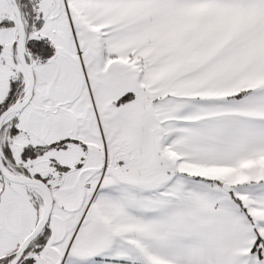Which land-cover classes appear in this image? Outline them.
<instances>
[{"label":"snow or ice","instance_id":"6c2138e0","mask_svg":"<svg viewBox=\"0 0 264 264\" xmlns=\"http://www.w3.org/2000/svg\"><path fill=\"white\" fill-rule=\"evenodd\" d=\"M0 264H264V0H0Z\"/></svg>","mask_w":264,"mask_h":264}]
</instances>
